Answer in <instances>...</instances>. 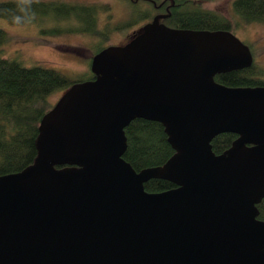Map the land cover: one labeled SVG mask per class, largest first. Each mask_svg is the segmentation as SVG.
I'll return each mask as SVG.
<instances>
[{
  "label": "water",
  "instance_id": "water-1",
  "mask_svg": "<svg viewBox=\"0 0 264 264\" xmlns=\"http://www.w3.org/2000/svg\"><path fill=\"white\" fill-rule=\"evenodd\" d=\"M156 14L95 53L38 124L34 161L0 175V264H264V86L228 30L174 28ZM135 118L174 150L136 171L123 158ZM237 135L221 153L211 140ZM152 178L175 185L148 192Z\"/></svg>",
  "mask_w": 264,
  "mask_h": 264
},
{
  "label": "trees",
  "instance_id": "trees-1",
  "mask_svg": "<svg viewBox=\"0 0 264 264\" xmlns=\"http://www.w3.org/2000/svg\"><path fill=\"white\" fill-rule=\"evenodd\" d=\"M197 0H151L167 6V17L161 21L174 28L199 30H228L236 25L220 13L202 7ZM231 9L246 23H264V0H232ZM78 14L92 15L86 24L97 18L96 6H64L42 0L0 1V18L12 25L33 22L37 16L52 18ZM144 17L148 18L145 13ZM152 17V16H151ZM234 21V20H233ZM235 22V21H234ZM85 30V28H83ZM8 40L0 27V175L17 172L31 164L37 154L35 141L38 124L51 108L48 96L58 89L92 79H72L62 72L41 65L24 66L16 58L4 57L1 46ZM254 63L248 68L216 74L217 82L228 86H262ZM127 147L123 158L139 171L163 164L174 152L167 141L161 123L143 118L133 119L124 129ZM236 134L220 133L211 140L212 150L218 154L228 148ZM175 187L168 180L152 178L144 183L148 192H160ZM258 218L264 220V198L257 204Z\"/></svg>",
  "mask_w": 264,
  "mask_h": 264
},
{
  "label": "rangeland",
  "instance_id": "rangeland-1",
  "mask_svg": "<svg viewBox=\"0 0 264 264\" xmlns=\"http://www.w3.org/2000/svg\"><path fill=\"white\" fill-rule=\"evenodd\" d=\"M68 1L96 6V23L86 24L73 17L52 18L47 15L37 16L31 23L12 25L0 18V27L8 34V40L1 46L4 57L16 58L24 66L53 68L72 79L87 78L91 71L85 57H89L100 47L125 44L152 15L160 11L151 0ZM196 2L224 15L234 24L237 22L230 31L250 48L253 63L260 72L258 77L264 81V23L242 21L231 9L232 0ZM145 13L148 18L144 17ZM64 91L65 89H58L51 93L47 98L48 103L51 106L55 104Z\"/></svg>",
  "mask_w": 264,
  "mask_h": 264
},
{
  "label": "flooded vegetation",
  "instance_id": "flooded-vegetation-1",
  "mask_svg": "<svg viewBox=\"0 0 264 264\" xmlns=\"http://www.w3.org/2000/svg\"><path fill=\"white\" fill-rule=\"evenodd\" d=\"M52 2H56V3H59V4H62V5H64V6H86V5H84V4H82V3H80V2H74V1H68V0H53ZM154 4V6H156L157 8H159L160 9V11H158L157 13H155L154 15H156V14H164V13H166V11L168 10V8H167V6L166 5H164V7L163 8H161L160 6H162V4H159V5H157L155 2L153 3ZM154 15H152V17L154 16ZM61 17H67V16H61ZM68 17H73V18H75L77 21H79V22H83V23H86L87 21H90V19H91V17H92V15H87V14H78V15H70V16H68ZM151 17V18H152ZM150 18V19H151ZM149 19V20H150ZM96 23V21L93 23V24H95ZM85 31H89V30H85ZM91 32H93L94 30H90ZM136 35V34H135ZM134 35V36H135ZM129 41V40H128ZM109 46V45H108ZM104 47H106V46H104ZM104 47H100L96 52H94L93 54H90V56L89 57H85V58H87L88 59V65H89V69H90V63H91V59H92V57H93V55L95 54V53H97V52H99L101 49H103ZM84 57V56H83ZM262 86H264V84L262 85ZM236 137H237V135H236ZM235 137V138H236ZM234 138V139H235Z\"/></svg>",
  "mask_w": 264,
  "mask_h": 264
}]
</instances>
